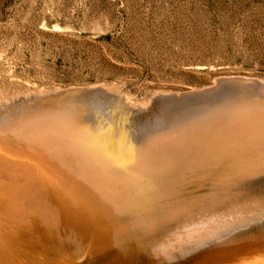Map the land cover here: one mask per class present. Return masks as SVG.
<instances>
[{"label": "bare ground", "instance_id": "1", "mask_svg": "<svg viewBox=\"0 0 264 264\" xmlns=\"http://www.w3.org/2000/svg\"><path fill=\"white\" fill-rule=\"evenodd\" d=\"M262 82L216 78L150 106L103 84L2 105L0 264H264ZM94 98L178 129L115 145L86 121Z\"/></svg>", "mask_w": 264, "mask_h": 264}, {"label": "rangeland", "instance_id": "2", "mask_svg": "<svg viewBox=\"0 0 264 264\" xmlns=\"http://www.w3.org/2000/svg\"><path fill=\"white\" fill-rule=\"evenodd\" d=\"M230 75L264 81V0H0V107L102 84L150 106ZM94 101L86 121L131 150L178 125L152 130L163 111L123 116Z\"/></svg>", "mask_w": 264, "mask_h": 264}, {"label": "water", "instance_id": "3", "mask_svg": "<svg viewBox=\"0 0 264 264\" xmlns=\"http://www.w3.org/2000/svg\"><path fill=\"white\" fill-rule=\"evenodd\" d=\"M222 78H227L228 76H221ZM217 77V78H221ZM232 80L234 81H241L246 83V86H251L252 88L257 87L259 84H262L263 82L257 78L254 77H246V76H240V75H230ZM255 89V88H254ZM203 91V90H202ZM202 91H187L184 92V94H181L180 96H185V99L187 100H194L198 99L202 96ZM188 109H193L191 106L188 107Z\"/></svg>", "mask_w": 264, "mask_h": 264}]
</instances>
